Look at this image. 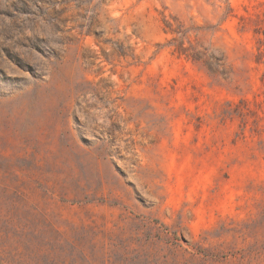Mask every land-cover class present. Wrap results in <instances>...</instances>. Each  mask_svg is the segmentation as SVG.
<instances>
[{
    "label": "rangeland",
    "instance_id": "rangeland-1",
    "mask_svg": "<svg viewBox=\"0 0 264 264\" xmlns=\"http://www.w3.org/2000/svg\"><path fill=\"white\" fill-rule=\"evenodd\" d=\"M0 264H264V0H0Z\"/></svg>",
    "mask_w": 264,
    "mask_h": 264
}]
</instances>
